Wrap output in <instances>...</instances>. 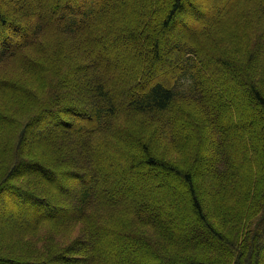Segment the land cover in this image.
<instances>
[{
  "label": "trees",
  "instance_id": "16d2710c",
  "mask_svg": "<svg viewBox=\"0 0 264 264\" xmlns=\"http://www.w3.org/2000/svg\"><path fill=\"white\" fill-rule=\"evenodd\" d=\"M263 39L264 0H0V264H264Z\"/></svg>",
  "mask_w": 264,
  "mask_h": 264
},
{
  "label": "rangeland",
  "instance_id": "374dc122",
  "mask_svg": "<svg viewBox=\"0 0 264 264\" xmlns=\"http://www.w3.org/2000/svg\"><path fill=\"white\" fill-rule=\"evenodd\" d=\"M201 5H202V7L205 9V10H207L210 14H215V12H216V10L218 9V8H220L221 6H223V5H226L227 3H228V1L229 0H221V1H214V0H197ZM165 4H162V6L160 5V8H159V10H163L164 8H165ZM90 7V5H88V8ZM186 7L188 8L189 7V5H186ZM47 12V10H40V11H38L37 13H35V14H33V18L32 17H30L29 19H28V22H27V24H26V27L27 28H30L31 26H34V25H36V23L38 22V20L39 19H42V20H44V19H48V14L49 13H46ZM67 15L66 16H62V18H58L57 20L58 21H62V20H65V19H67ZM64 18V19H63ZM192 18H194L193 16H190L189 14H186V19L192 24V25H197V22L194 20H192ZM205 18H209L207 15H206V17ZM182 31V30H181ZM17 40H20L21 38H22V36L21 35H18L17 37ZM106 39H103V38H99L97 41L98 42H100L102 45H101V47L99 48V49H97L96 50V54H97V57L99 58V59H102V58H105L106 60H108V58L109 59H111V60H113L115 63H117V64H119V62H120V60H122V59H133V58H131V57H133V56H131V54H130V52H132L133 50H132V46L129 44V43H126V42H124V43H122V44H120L118 47H116L115 49L114 48H110L108 45H107V43H108V41H105ZM261 44H262V46L264 45V39L262 40V42H261ZM1 45V44H0ZM145 50L143 51V53H145V58H144V64L143 65H145L146 63H147V59H148V55H149V53H150V45H149V43L148 42H146V46L145 45H143L142 46ZM149 49V50H148ZM149 51V52H148ZM147 53V54H146ZM167 69H165L164 70V72H163V77H165L166 75H167ZM211 72L209 71V72H207V74H210ZM150 86V84H148V87ZM144 88H147V87H144ZM145 89H141V92L142 91H144ZM135 93V91H133L131 94H134ZM212 93H214V91L212 90ZM223 93H225V94H228V96H229V98H230V100L231 99H236L237 98V96H236V91H234L233 89H228V88H225V90H224V92ZM215 95H217L218 93H214ZM253 117H256V115L255 114H253L252 115ZM250 127H252V124L249 122L248 124H246L245 126L243 125V127L242 128H240L239 127V131L240 132H244V129L246 128V129H248V128H250ZM32 132H34V131H32ZM32 132H31V135H32ZM209 138V137H208ZM210 139V138H209ZM211 140V139H210ZM208 151H209V149L207 148L206 150H205V152H204V157L206 158V155L208 156ZM205 158H204V160H205ZM206 171H202V174L204 175V173H205ZM67 181H68V179H67ZM165 181V180H164ZM170 185H173V187L174 188H178V193L180 194L179 196H178V203H176V205L178 204H180V205H182V207L184 206V210H185V199L183 198V196H184V193L181 195V193H182V191L183 192H186L185 190H184V187H186V185L185 184H182V183H174V182H170ZM76 190V191H75ZM77 192V189L75 188L74 190L72 189L70 192H65V194L67 195L68 194V196H72V195H74L75 193ZM5 207H6V204H1L0 205V217L3 215V213L5 212ZM18 210V212H22V214H20V215H23V214H25L23 211H22V209H21V207L20 208H18L17 209ZM98 244H101L102 246H104L105 245V243H103V241H100ZM134 249V247H132V246H127V247H125L124 248V250L120 253V255H119V252H116V253H114L113 252V250L111 251H109V249H107L106 250V252L107 253H104V252H100V253H98L97 251H96V256H99V257H101L105 262H108V263H110V264H112L113 262H118V263H120V264H135V259L133 258V259H131L130 257H128V252H130V251H132ZM264 262V261H263Z\"/></svg>",
  "mask_w": 264,
  "mask_h": 264
},
{
  "label": "bare ground",
  "instance_id": "6f19581e",
  "mask_svg": "<svg viewBox=\"0 0 264 264\" xmlns=\"http://www.w3.org/2000/svg\"><path fill=\"white\" fill-rule=\"evenodd\" d=\"M155 9V8H154ZM152 15V14H151ZM174 29H176V28H174ZM177 30V29H176ZM146 31V30H145ZM193 31V30H192ZM109 34V33H108ZM200 36V35H199ZM206 38V37H205ZM221 45V44H220ZM151 46V45H150ZM145 48V47H144ZM167 49V48H166ZM149 50V49H148ZM168 50V49H167ZM202 51H204V50H202ZM201 51V52H202ZM149 52V51H148ZM166 52V51H165ZM151 53V52H150ZM147 54V53H146ZM177 56V55H176ZM154 57H156V56H154ZM175 58V57H174ZM207 58V57H206ZM200 59V58H199ZM155 60V59H154ZM204 60H205V58H204ZM147 61V60H146ZM153 61V60H152ZM151 61V62H152ZM161 61H162V59H161ZM166 61V60H165ZM189 61V60H188ZM206 61V60H205ZM151 67V66H150ZM204 70V69H203ZM209 80H210V78H209ZM226 132V131H225ZM224 135V134H223ZM178 136V135H177ZM174 137V136H173ZM177 139V138H176ZM179 139V138H178ZM232 141H234V140H232ZM228 148V147H227ZM223 149V148H222ZM221 150V149H220ZM75 152H77V151H75ZM225 153V152H224ZM210 157V156H209ZM80 159V158H79ZM60 160V159H59ZM77 160H78V158H77ZM225 160V159H224ZM209 161V160H208ZM216 161V160H215ZM83 162V161H82ZM84 163V162H83ZM213 163V162H212ZM5 164V163H4ZM82 164V163H81ZM42 168V167H41ZM60 168V167H59ZM67 168V167H66ZM20 169V168H19ZM64 169V168H63ZM218 169V168H217ZM223 169V168H222ZM49 170V169H48ZM70 170V169H69ZM80 170V169H79ZM217 170H215V172H216ZM218 172V171H217ZM19 173V172H18ZM82 173H84V172H82ZM33 174V173H32ZM36 174V173H35ZM85 174V173H84ZM214 174V173H213ZM209 175V174H208ZM67 176H68V174H67ZM85 177V176H84ZM66 178V177H65ZM86 178V177H85ZM7 179V178H6ZM52 180V179H51ZM72 180V179H71ZM81 180H82V178H81ZM90 183H91V181H89ZM93 182V181H92ZM72 183V182H71ZM78 183H79V181H78ZM88 183V182H87ZM95 183V182H94ZM44 184V183H43ZM92 184V183H91ZM38 185V184H37ZM58 185V184H57ZM43 186V185H42ZM70 186V185H69ZM82 186V185H81ZM80 186V187H81ZM97 187H99V186H97ZM37 188V187H36ZM44 188V187H43ZM74 188V187H73ZM75 188H76V185H75ZM79 188V187H78ZM83 188V187H82ZM97 189V188H96ZM103 189H105V188H103ZM78 190V189H77ZM95 190V189H94ZM102 190V189H101ZM76 191V190H75ZM103 191V190H102ZM106 191V190H105ZM47 192V191H46ZM98 192V191H97ZM96 192V193H97ZM22 193V192H21ZM80 193V192H79ZM106 193H108L107 191H106ZM110 193V192H109ZM108 193V194H109ZM113 193V192H112ZM5 194V193H4ZM11 194V193H10ZM119 194V193H118ZM15 195V194H14ZM68 195V194H67ZM96 195H99V194H96ZM106 195V194H105ZM113 195V194H112ZM111 195V196H112ZM80 196V195H79ZM92 196H93V192H92ZM104 196V195H103ZM22 197V196H21ZM94 197V196H93ZM102 197V196H101ZM74 198V197H73ZM111 198V197H110ZM38 199V198H37ZM86 199V198H85ZM118 199V198H117ZM79 200H80V198H79ZM78 200V201H79ZM93 200V199H92ZM102 200V199H101ZM19 202V201H18ZM34 207V206H33ZM113 207V206H112ZM115 207H116V205H115ZM30 213V212H29ZM101 221V220H100ZM102 224V223H101ZM108 224V223H107ZM96 227V226H95ZM100 227V226H99ZM95 234V233H94ZM93 234V235H94ZM99 236V235H98Z\"/></svg>",
  "mask_w": 264,
  "mask_h": 264
}]
</instances>
